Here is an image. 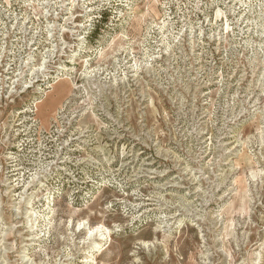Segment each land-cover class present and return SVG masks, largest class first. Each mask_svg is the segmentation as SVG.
I'll list each match as a JSON object with an SVG mask.
<instances>
[{"label": "rangeland", "instance_id": "1", "mask_svg": "<svg viewBox=\"0 0 264 264\" xmlns=\"http://www.w3.org/2000/svg\"><path fill=\"white\" fill-rule=\"evenodd\" d=\"M0 264H264V0H0Z\"/></svg>", "mask_w": 264, "mask_h": 264}, {"label": "bare ground", "instance_id": "2", "mask_svg": "<svg viewBox=\"0 0 264 264\" xmlns=\"http://www.w3.org/2000/svg\"><path fill=\"white\" fill-rule=\"evenodd\" d=\"M157 14H158V12H157ZM65 89H66V88H62V89L60 90V93L63 94L64 91H65ZM18 186H19V185H18ZM101 253H102V252H101Z\"/></svg>", "mask_w": 264, "mask_h": 264}, {"label": "trees", "instance_id": "3", "mask_svg": "<svg viewBox=\"0 0 264 264\" xmlns=\"http://www.w3.org/2000/svg\"><path fill=\"white\" fill-rule=\"evenodd\" d=\"M95 33H97V30H95Z\"/></svg>", "mask_w": 264, "mask_h": 264}]
</instances>
